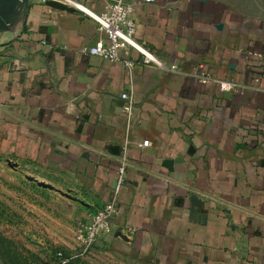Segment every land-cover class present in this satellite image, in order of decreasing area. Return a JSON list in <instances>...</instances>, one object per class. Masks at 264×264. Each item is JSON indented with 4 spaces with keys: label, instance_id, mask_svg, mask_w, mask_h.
<instances>
[{
    "label": "crops",
    "instance_id": "crops-1",
    "mask_svg": "<svg viewBox=\"0 0 264 264\" xmlns=\"http://www.w3.org/2000/svg\"><path fill=\"white\" fill-rule=\"evenodd\" d=\"M135 1L134 37L159 66L81 52L108 42L81 10L16 7L0 28V159L59 176L89 215L125 156L103 240L155 264H264V0Z\"/></svg>",
    "mask_w": 264,
    "mask_h": 264
},
{
    "label": "rangeland",
    "instance_id": "rangeland-1",
    "mask_svg": "<svg viewBox=\"0 0 264 264\" xmlns=\"http://www.w3.org/2000/svg\"><path fill=\"white\" fill-rule=\"evenodd\" d=\"M61 184L59 176L37 177L0 159V264H60L58 251L77 254L72 264H155L104 236L82 251L78 233L92 210L83 211L79 196L63 191Z\"/></svg>",
    "mask_w": 264,
    "mask_h": 264
},
{
    "label": "built area",
    "instance_id": "built-area-1",
    "mask_svg": "<svg viewBox=\"0 0 264 264\" xmlns=\"http://www.w3.org/2000/svg\"><path fill=\"white\" fill-rule=\"evenodd\" d=\"M45 3L47 0H39ZM60 2L68 7H72L85 12L97 25L99 33H105L107 43L98 42L93 46L83 47L80 51L101 57L110 61L122 62L127 67L133 65V62L126 56L129 49L137 51L142 56V62L159 66L160 63L149 51V49L134 37L135 23L133 13L135 9V0H106L104 9L97 13L84 8L76 0H53ZM146 3H152L154 0H143ZM171 68H174L171 67ZM222 89L232 88L231 83H220ZM121 97L127 99L128 95L122 93ZM148 145V140L139 144ZM127 160L125 156L119 158L115 184L112 190L110 200L103 206L97 208L88 215V220L79 230L78 239L81 243L82 251L87 250L98 238L107 236L112 232V219L118 210V197L120 190L125 182ZM77 254L71 253L64 256L61 251L57 252L61 263H65Z\"/></svg>",
    "mask_w": 264,
    "mask_h": 264
},
{
    "label": "water",
    "instance_id": "water-1",
    "mask_svg": "<svg viewBox=\"0 0 264 264\" xmlns=\"http://www.w3.org/2000/svg\"><path fill=\"white\" fill-rule=\"evenodd\" d=\"M28 0H0V28H2L6 23L12 20L13 18V12L16 9V7L20 6L21 4L27 2ZM46 4L56 7L61 10H72V7H68L60 2L53 1V0H47L45 2ZM166 165L170 164V162H165ZM29 180H31V177H27ZM41 186L50 187L44 183H38ZM191 200V213H197L199 212V209L201 208L202 201L201 199H198V197L194 194L190 196ZM117 236H121L119 232L116 233Z\"/></svg>",
    "mask_w": 264,
    "mask_h": 264
},
{
    "label": "trees",
    "instance_id": "trees-1",
    "mask_svg": "<svg viewBox=\"0 0 264 264\" xmlns=\"http://www.w3.org/2000/svg\"><path fill=\"white\" fill-rule=\"evenodd\" d=\"M62 253H63V252H62ZM70 254H71V253H70ZM70 254H69V255H70ZM63 255H64V256H69V255H67V254H65V253H63ZM56 256H57V253H56ZM57 258H58L60 264H62L58 256H57ZM72 260H73V258H70L68 261H66V262L63 263V264H72V262H73Z\"/></svg>",
    "mask_w": 264,
    "mask_h": 264
}]
</instances>
